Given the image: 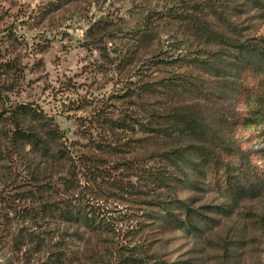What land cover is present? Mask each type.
<instances>
[{"label": "rangeland", "instance_id": "374dc122", "mask_svg": "<svg viewBox=\"0 0 264 264\" xmlns=\"http://www.w3.org/2000/svg\"><path fill=\"white\" fill-rule=\"evenodd\" d=\"M186 1L209 2L206 19L223 40L238 42L237 62L231 58L236 49L207 42L167 15L168 6ZM196 59H210L211 66L194 67ZM182 84L198 85L206 98L196 91L181 95ZM263 91L264 0H0V264H45L27 253L28 246L15 249L14 235L23 227L18 216L41 217L34 186L54 182L50 195L62 201L67 165L82 169L88 163L109 175L111 191L98 205L114 231L91 240L98 244L94 253L73 241L80 262L72 264H117L127 247L150 241L165 264H264V194L232 201L213 184L264 170V112L257 99ZM20 105L45 115L71 164L51 166L42 152L15 140L12 114ZM121 118L132 130L109 126ZM190 118L197 124L182 125ZM176 124L193 125L199 138L206 133L208 139L190 140L176 133ZM29 127L42 136L40 126ZM108 133L117 150L93 149ZM210 135L227 144L223 152L232 168L219 166L204 178L182 163L192 185L179 184L181 172L167 158L178 157L174 151L181 146L216 149ZM194 152L189 159L196 162ZM146 165L169 167V179L178 182L172 184L176 198L195 220L213 219L201 235L191 238L172 224L155 223L147 218L155 208L139 204L150 200L119 192L123 182H141ZM85 174L87 169L78 176L83 191L90 187ZM157 195L170 196L165 190Z\"/></svg>", "mask_w": 264, "mask_h": 264}, {"label": "trees", "instance_id": "16d2710c", "mask_svg": "<svg viewBox=\"0 0 264 264\" xmlns=\"http://www.w3.org/2000/svg\"><path fill=\"white\" fill-rule=\"evenodd\" d=\"M67 2V0H60ZM70 1V0H68ZM182 2V1H181ZM179 3L183 6H178L179 4H174L168 6L166 13L172 19L177 21L179 25L184 28L192 29L195 33L199 34L207 42L209 40L213 42L225 43L231 50L236 49L235 55H232V59L238 61V42L233 41V43H228L222 39L223 35L212 29L210 27L203 8L209 7V2L192 4ZM187 5V7H185ZM56 6L53 2L48 3V7L53 9ZM178 6V7H177ZM217 11L215 7L212 8ZM213 11V12H215ZM209 60V61H208ZM196 59L193 61L194 67H210V59ZM210 62V63H209ZM216 65V64H215ZM186 84V83H185ZM179 88V93L184 96H189L191 91H196L195 96H201L200 99L206 98V94L203 90L196 84L191 87L182 85H177ZM222 89H227L229 87L223 86ZM186 94V95H185ZM203 96V97H202ZM197 98V97H196ZM188 99H191L190 97ZM260 105H262L264 112V91L258 93ZM13 123L15 124V130L13 137L19 144L24 146H29L31 149L42 152L44 157L51 163V166L60 165L63 163L67 164L71 159L64 154V151L59 148L57 140L59 136L54 129L50 126V122L47 123L45 115L41 112L38 113L35 108L30 105H20L12 114ZM184 120L182 125L185 123L197 124V121L193 119ZM127 119L121 118L118 121L109 120L110 127H117L118 129H130V124H128ZM34 123L40 126L42 136H39L37 132L29 127V123ZM177 125V124H176ZM178 126L176 133L185 132L191 136V139H197L200 143L204 144L208 137L206 133L197 134L198 130L193 125L189 128ZM142 127V125H140ZM149 127H145V130L141 129L143 133L148 132ZM213 135H210L209 140L214 143L216 149H206L205 147H188L181 146L176 148L174 154L178 157H168L170 164L176 167L180 172L182 168V163L184 167L191 170L194 174H199L200 176L207 178L208 172L215 171L219 166H226L232 168L228 164L229 158L224 156L228 152V146L225 142H222L219 137H214L217 142L213 141ZM111 135L108 133L107 136L99 135L97 140L93 142L92 148L98 150L111 149L116 151V147H112L109 140ZM194 149L195 161L190 160V156ZM173 154V155H174ZM231 156H237L236 152L232 153ZM47 161V162H48ZM227 161V165L223 164ZM87 165V166H86ZM78 169L77 165L69 166L67 165L68 171L66 172L67 177L60 179L61 191L65 195L62 201H57L55 198L51 197L50 192H52L56 185L54 182L50 181L45 185L37 184L34 186L35 192L41 194L38 200L40 204L41 217L33 218L30 212L26 214H20L18 219L22 222L23 227L18 228L16 234L13 238V245L16 250L21 252L22 246L26 247L27 253L32 256H39L41 259H45V264H72L80 262V253L77 250L72 249V242L79 241L84 246L90 247V251L94 253L97 251V245H92L91 240H98L102 234H111L114 231L112 223L105 219V212L103 208L98 205L99 200L107 198V195L111 191V183H108L109 175L104 172H100V169H96L92 166V163H88ZM191 165V166H190ZM152 165L144 166L141 172L144 176L141 177V182L126 183V187L123 185H118L119 192L121 194H136L141 195L144 200L150 201H139L147 208H155V211L147 213V218H151L155 223L167 222L172 224L176 230L183 232L191 238H195L205 230L210 218L204 215H198V219H194V211L190 209L184 201H180L176 198L174 191L172 190V184L177 181L170 180V168L164 165L157 167H151ZM171 166V167H172ZM83 169H87L88 184H90L87 191L80 190L79 178L78 176L82 173ZM254 170V169H253ZM184 172V171H183ZM242 171H240L241 174ZM249 176L247 179L242 174L239 179L235 181H229V179L222 180V182H215L216 191L222 193L223 195L230 198L232 201H241L247 198H257L264 194V170L256 171ZM179 184L184 182L185 186H191V178L187 174L181 172V179H179ZM177 182V183H178ZM208 183L211 184L212 182ZM165 190V194L170 195L169 198L163 199L162 195H157V191ZM43 193V194H42ZM44 194H49V196L42 197ZM164 194V193H163ZM112 198V197H109ZM207 208V206L205 207ZM174 209H176L175 212ZM25 215V216H24ZM181 216V218H180ZM201 226V227H200ZM75 227L73 234H70V228ZM80 229V230H79ZM132 232V231H131ZM136 234L141 233L140 230L133 232ZM131 236V235H130ZM134 236V235H132ZM151 242H145L144 244L134 245L132 247H127L125 249L126 254L120 256V261L117 264H165L154 252V249L150 248ZM14 249V250H15ZM25 250V254H26ZM88 251V250H87ZM84 255V253H82ZM37 256V257H38ZM97 264V262H92ZM104 264V263H103Z\"/></svg>", "mask_w": 264, "mask_h": 264}]
</instances>
